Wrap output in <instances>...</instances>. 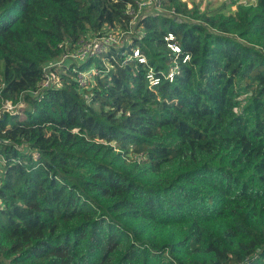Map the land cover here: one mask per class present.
<instances>
[{"label":"trees","instance_id":"1","mask_svg":"<svg viewBox=\"0 0 264 264\" xmlns=\"http://www.w3.org/2000/svg\"><path fill=\"white\" fill-rule=\"evenodd\" d=\"M139 1L0 0V110L31 107L0 118V264H264V0H161L91 89L29 94Z\"/></svg>","mask_w":264,"mask_h":264},{"label":"built area","instance_id":"2","mask_svg":"<svg viewBox=\"0 0 264 264\" xmlns=\"http://www.w3.org/2000/svg\"><path fill=\"white\" fill-rule=\"evenodd\" d=\"M161 4V0H140L137 4V9H133L131 5L128 6V14L133 15L129 28L121 29L119 27H109L103 31L102 34H93L95 37L93 36L90 38V36L87 35L85 39L79 43H63L64 51L62 55L43 65V75L38 83V88L30 91L29 94L40 97L45 90L62 87L63 84L60 74L64 72L65 69L72 70L75 73L73 79L80 88H92L95 84L96 76L110 74L111 70L107 65L112 64L104 60V69L97 67L94 63L89 67H84V65L90 60H95L101 54L109 52L112 48L118 50L133 44L134 40L141 41L145 32L143 28L139 26V20L146 15L163 12ZM148 8L149 12H147ZM87 37L89 39H87ZM167 39H174V36L170 34ZM169 46L175 52H180L178 45L169 43ZM127 59H136L140 63H147V58L141 53L138 47L133 50V54L129 55ZM149 79L151 84L155 83L153 71L149 73ZM23 101V97L18 104L6 101L3 107L12 109ZM2 114L4 115L5 111L0 110V116H2ZM35 156L38 157L37 154ZM2 162L4 163L3 158Z\"/></svg>","mask_w":264,"mask_h":264},{"label":"rangeland","instance_id":"3","mask_svg":"<svg viewBox=\"0 0 264 264\" xmlns=\"http://www.w3.org/2000/svg\"><path fill=\"white\" fill-rule=\"evenodd\" d=\"M185 1H188V3L190 4V6H192V3H193V1L194 0H185ZM196 2H201V0H195ZM225 1H229V0H225ZM203 2H204V4H207V3H209V2H213V3H215V5H217V4H221L222 2H224V0H203ZM147 12H149V8L147 9ZM89 36H90V38L91 37H93L94 35L93 34H89ZM95 37V36H94ZM87 39H89L88 37H87ZM175 52V51H174ZM176 53H178V52H176ZM108 66V68L110 69V70H114V68H113V66L112 65H110V64H108L107 65ZM2 70H3V65H2V63L0 62V89H1V87L3 86V83H2ZM89 89V88H88ZM91 89V88H90ZM81 92L83 93V90H82V88H81ZM30 109L31 107L26 103V102H22L21 104H19L18 106H16V107H14V108H12V109H10V108H6V107H3L1 110H3V111H5V113L6 112H9L10 111V113H20V109ZM5 117V115H3L2 114V116H0V118H4ZM133 156V155H132ZM122 168L123 169H126V170H130L131 168H132V163L129 165V166H122ZM0 206H1V203H0ZM172 232V230L171 229H166V234H170Z\"/></svg>","mask_w":264,"mask_h":264}]
</instances>
